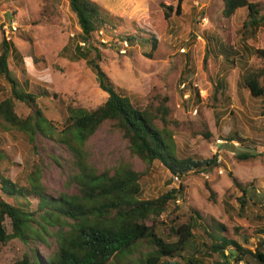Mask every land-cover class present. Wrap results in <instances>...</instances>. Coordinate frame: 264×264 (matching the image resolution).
I'll list each match as a JSON object with an SVG mask.
<instances>
[{
	"label": "rangeland",
	"instance_id": "1",
	"mask_svg": "<svg viewBox=\"0 0 264 264\" xmlns=\"http://www.w3.org/2000/svg\"><path fill=\"white\" fill-rule=\"evenodd\" d=\"M94 1L126 21L115 34L101 33L103 44L96 43L101 51L98 60L101 67L116 86L137 97L139 103L155 99L158 104L168 96L171 118L178 123L171 126L177 156L208 159L215 155L212 142L225 141L218 168L200 174L190 172L183 181L187 205L198 211L201 226L213 231L215 219L226 226H238L243 221L252 227L264 226V96H253L239 82L249 66L264 65L263 57L251 54L254 46L264 49V25L246 32L243 22L247 9L240 8L226 18L223 0H183L181 14L176 15L174 11L168 19L163 18L164 5H173L175 9L179 0ZM44 7L43 0H0V42L6 37L19 51L21 61L12 55L9 67L22 84L26 82L23 88L27 91L40 88L51 93L50 97H39L37 103L45 117L62 129L65 105L94 108L108 95L99 87L95 73L85 60H72L71 52H62L81 31L69 1L58 0L49 15L43 14ZM125 31L156 35L157 50L153 52L147 45L122 42L118 35ZM83 43L80 44L84 46ZM221 46H232L237 56H230V60L220 56ZM185 85H191L193 96L196 89L200 91V102L196 98L185 101L188 98V94L182 96ZM0 87L1 99L11 94L2 76ZM216 87L219 92H215ZM16 111L26 117L30 109L16 102ZM235 133L249 142L234 145L228 138ZM0 136L3 138L1 148L9 157L5 168L12 180L26 185L32 170L30 165L37 164L40 182L48 193L57 196L76 192V186L70 183L74 170L72 154L55 138L37 134L39 149L35 152L22 132L0 129ZM245 147L258 152L256 160L262 165L250 167L237 162L235 154L247 151ZM87 148L90 162L98 170L112 169L121 161H128L137 171H144L142 198H155L180 183L160 162L146 169L141 159L130 157L126 141L107 124L89 139ZM230 171L244 184L255 182V188H249L251 200L243 210L238 201L241 192L227 193L232 185ZM207 185L213 189V195ZM32 203L35 209L37 200L33 197ZM6 225L10 229L9 222ZM201 226L197 229V238L203 249L202 242L209 244L210 240ZM47 235L46 241L36 244L43 257H48L56 246L54 231L49 230ZM259 237L252 238L251 249H255ZM31 249V245L13 239L0 246V264H12L24 253L31 254ZM148 250L146 245L137 249L130 256L132 264H139ZM190 254L189 250L185 253ZM215 259H210L208 264ZM249 264L263 263L250 260Z\"/></svg>",
	"mask_w": 264,
	"mask_h": 264
},
{
	"label": "trees",
	"instance_id": "2",
	"mask_svg": "<svg viewBox=\"0 0 264 264\" xmlns=\"http://www.w3.org/2000/svg\"><path fill=\"white\" fill-rule=\"evenodd\" d=\"M57 1L43 0V14L49 15ZM68 1L81 31L71 38L62 52H71L72 60H85L95 73L99 87L108 96L94 108L72 103L65 105V122L62 129L58 128L45 117L37 103L39 97H50L51 93L40 88L34 91L23 88L26 82L22 84L9 67L12 55L21 61L20 53L13 42L6 37L1 39L0 76L9 84L11 94L0 98V129L22 132L35 152L39 149L37 134L55 138L72 154L74 170L70 183L76 186V192L71 194L55 196L48 193L40 182L37 164L30 165L32 170L26 185L12 180L5 168L9 157L1 148L3 138L0 136V246L16 238L32 246L31 254L24 253L21 259L12 264H132L130 256L143 245L149 250L140 258L139 264H208L214 257L216 259L211 264H236L240 260L246 264L250 260L264 264V233L260 229L246 221L238 226H226L215 219L216 226L209 231L201 226L202 218L198 211L187 205L183 181L188 174L208 172L218 168V164L216 156L203 160L177 156L171 126L178 123L171 118L168 96L165 95L158 104L155 99L146 104L139 103L137 97L116 86L101 67L98 61L101 51L96 45L103 44L100 41L101 33L115 34L126 21L94 0ZM182 1L177 2L175 9L173 5H164L163 18H170L174 11L180 15ZM240 8L247 9L243 22L246 32L264 25V2L223 0V15L226 18ZM118 38L130 45H147L153 52L159 45V39L154 34L147 36L125 31ZM82 42L84 46L80 44ZM221 52L220 56L227 60H230V56H237L232 46H221ZM251 54L264 58V49L254 46ZM240 80V84L249 89L253 96H264V65L249 66ZM185 86L182 90V96L188 94L185 101L196 98L200 102V91L196 89L193 96L191 85ZM192 87L195 89L194 85ZM215 92H219L218 87ZM16 102L30 109L26 117L17 113ZM106 124L126 141L130 157L141 159L146 169L160 162L173 177L180 179L179 185L155 198L145 199L141 197L144 171H137L132 163L121 161L112 169L98 170L90 162L87 144ZM228 139L239 141L242 145L248 141L238 133L230 135ZM245 148L247 151L235 154L237 162L250 167L262 165L256 160L258 152H252L250 147ZM229 176L232 185L227 193L241 192L238 201L243 210L251 200L249 188L254 189L255 182L244 184L232 171ZM207 189L213 195L214 191L209 185ZM32 197L37 200L35 209ZM199 226L206 230L210 240L209 244L202 242L203 249L198 244ZM49 230L54 231L56 246L48 257H43L37 251L36 244L46 241ZM254 237H259V240L255 249H251ZM187 250L192 254L186 256Z\"/></svg>",
	"mask_w": 264,
	"mask_h": 264
},
{
	"label": "built area",
	"instance_id": "3",
	"mask_svg": "<svg viewBox=\"0 0 264 264\" xmlns=\"http://www.w3.org/2000/svg\"><path fill=\"white\" fill-rule=\"evenodd\" d=\"M85 44V43H83ZM225 143V141L223 139H217L215 142H212L213 145V151L215 153L214 156H216V161L220 162L221 161V147L222 145ZM234 145L239 146V142L233 141L232 142ZM220 173H223L222 170H220ZM174 180L175 181H179V178L177 176H174ZM236 264H245V262L243 260L238 261Z\"/></svg>",
	"mask_w": 264,
	"mask_h": 264
},
{
	"label": "crops",
	"instance_id": "4",
	"mask_svg": "<svg viewBox=\"0 0 264 264\" xmlns=\"http://www.w3.org/2000/svg\"><path fill=\"white\" fill-rule=\"evenodd\" d=\"M261 227V228H260ZM260 227H256V228H258V229H260L261 230V232L262 233H264V226H260ZM259 236V235H258ZM260 237H263L262 235H260ZM255 239V238H254ZM251 248V247H250Z\"/></svg>",
	"mask_w": 264,
	"mask_h": 264
},
{
	"label": "clouds",
	"instance_id": "5",
	"mask_svg": "<svg viewBox=\"0 0 264 264\" xmlns=\"http://www.w3.org/2000/svg\"><path fill=\"white\" fill-rule=\"evenodd\" d=\"M234 141H236V140H234ZM230 142H233V141H230ZM237 142H239V141H237ZM240 143V142H239ZM218 164V163H217Z\"/></svg>",
	"mask_w": 264,
	"mask_h": 264
}]
</instances>
